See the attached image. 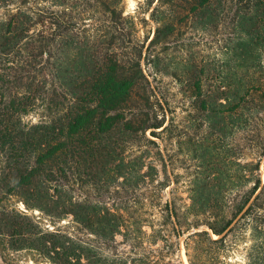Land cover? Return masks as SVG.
<instances>
[{
  "label": "trees",
  "instance_id": "1",
  "mask_svg": "<svg viewBox=\"0 0 264 264\" xmlns=\"http://www.w3.org/2000/svg\"><path fill=\"white\" fill-rule=\"evenodd\" d=\"M29 1L37 0H23ZM41 1L55 5L61 2L64 7L53 10L37 2L10 9L12 0H0V5L9 11L0 19V151L6 163L0 182V236L6 238L12 249L30 248L44 255L54 253L69 264H128L122 254L109 257L92 247H88L92 253L85 255L83 249L87 247L81 239L59 230L46 231L26 213L2 203L1 192L10 195L17 191L27 206H33L31 200L53 204L52 211L57 216L74 214L77 221L88 226L106 244L115 241L119 233H144L141 224L147 221L145 208L151 197L148 185L159 174L157 164L151 161L149 147L156 142L147 131L156 136L157 129L161 132L169 127L165 124V102L150 85L140 62L127 65L113 51L116 41L120 47L132 48L139 56L142 55L139 47L144 46L132 39L135 19L124 15V0ZM159 3L160 8L156 7L155 11L167 12L169 21L162 20L148 49L175 33L176 20L182 17L181 9H187V18L208 22L235 6L234 16L242 23L244 33L242 62L255 69L242 79L241 96L232 94L226 98V104L233 106L219 111L227 117L238 113L243 118L242 113L234 112V107L242 102V107L249 111L244 120V126L248 127L250 115L260 104L264 105V62H258L255 56L257 49L264 47V0H159ZM88 26L101 30L97 39L100 42L80 39L81 33L89 30ZM195 85L200 88V80ZM255 92H260L259 104L253 97ZM228 93L232 92H225ZM207 101L203 105L207 106ZM38 105L48 112L49 120L25 124L23 114ZM227 107L230 106H224ZM214 112H218L216 108ZM257 148L262 157L255 165L242 166L243 181L251 180L254 171L260 169L264 144H257ZM70 183L90 185L101 192H108L117 184V192L121 189L132 198L122 200L126 202L124 206L116 203L112 208L104 201L82 198L79 201L70 193L74 190ZM233 188V185L226 186L223 195ZM195 191L197 197L192 198L189 206L183 205L179 210L175 201H166L163 208L170 219L175 217L174 230L178 236L183 233L186 223L183 220L188 215L213 214L216 218L201 224L222 235L220 238H213L207 229L187 236L190 264H222L224 246L219 244L225 242L241 219L242 228L248 224L254 230L255 243L249 264H264L262 178L257 177L244 192L242 202L234 205L231 216L226 198L211 196L221 192L220 187L213 189L205 184ZM129 201L133 205L129 206ZM187 223V230L199 226ZM134 264L146 262L139 258Z\"/></svg>",
  "mask_w": 264,
  "mask_h": 264
},
{
  "label": "rangeland",
  "instance_id": "2",
  "mask_svg": "<svg viewBox=\"0 0 264 264\" xmlns=\"http://www.w3.org/2000/svg\"><path fill=\"white\" fill-rule=\"evenodd\" d=\"M37 2L53 10H61L64 7L60 5L61 2L55 5L51 1L37 0L24 3L23 0H12L9 8L36 5ZM90 3L99 5L94 1ZM159 4V0H124V15H132L135 19L136 31L132 39L144 45L139 47L142 55H136L130 47H120L118 41L113 47L118 58L127 65L133 61L140 62L150 85L165 102V124L169 126L168 130L159 132L160 129H157L156 136L147 131V135L156 142L149 147L153 155L151 161L157 164L159 174L154 183L148 185L151 197L145 208L148 210L145 215L147 221L141 224L144 233L130 232L128 235L119 233L115 241L110 240L106 244L101 242L88 226L77 221L72 213L57 216L52 211V208H55L53 204L31 200L30 203L33 204L31 207L25 204L24 197L17 191H12L10 195L1 192L4 206L26 213L44 230L52 232L59 230L81 239L83 245L87 247V250L83 249L85 255L92 253L91 248H88L92 247L109 257L116 253L122 254L126 256L128 264H134L139 258H143L146 264L150 262L190 264L186 248L189 234L207 229L215 239L222 236L213 233L206 224H201L207 220H215L213 214L186 216V221L183 220L186 222L183 225V233L178 236V231L174 230L175 217L170 219L167 211H163L166 201L170 203L175 201L181 210L183 205L189 206L192 198L197 197L195 190L207 184L213 189L220 187L221 192L212 193L211 196L226 198L227 211L231 216L235 211L234 205L242 202L244 192L252 187L257 177L260 176L262 183L264 182V158L261 159L260 169L254 171L251 180L242 179V166L247 163L255 165L262 157L259 156L257 144H264V105L260 104L258 110L250 115L248 127L244 126V120L249 111L242 107V102L240 106L235 105L237 107H234V112L242 113L243 118L238 116V113L233 117H227V114L219 111H226L225 109L233 106L226 104V98L232 94L241 96L242 79L248 71L255 69L242 62L244 33L242 23L237 22L234 16L237 12L235 6L224 10L223 13L221 11L218 18L208 22L187 18L185 17L187 9L180 8L182 17L176 20L175 33L148 49L156 28L161 25L162 20L169 21L167 12L162 14V10L155 11L156 7L160 8ZM8 12L1 4L0 19H4ZM86 29L89 30L81 33L83 37L81 40L100 42L101 39H97L101 30L92 26ZM104 29L113 32L110 28ZM126 44L129 46V43ZM255 56L258 62H264V47L257 49ZM152 59L155 61L151 62ZM198 80L200 88L195 85ZM223 90L232 93L223 94ZM253 95L256 104H259L260 92ZM204 100H208L207 106L203 105ZM220 102L222 106H219ZM239 102L240 100L237 104ZM225 105L230 107L224 108ZM215 108L218 111L216 113ZM22 118L28 125L49 120L48 112L41 105L30 109ZM5 165V158L0 151V182ZM230 174L234 177L230 178L228 176ZM10 184L13 185L14 181ZM70 185L74 188L70 193L77 200L81 201L82 198L92 202L104 201L106 202L104 204L111 208L116 207V203L124 206L126 202L121 201H126L125 198L128 197L132 198L121 189L117 192V184L112 185L108 192L95 190L90 185L88 187L74 183ZM228 185H233L234 188L223 195L222 191ZM37 204L43 205L46 209ZM127 204L131 206L133 202L129 201ZM187 222L199 226H192L187 230ZM243 225L244 228L241 219L233 231L228 233L225 242L219 244L224 246L221 253L222 264L250 263L251 248L255 243L254 230L251 225ZM9 262L69 264L64 259H58L54 253L44 255L30 248L12 249L6 238L0 236V264Z\"/></svg>",
  "mask_w": 264,
  "mask_h": 264
}]
</instances>
